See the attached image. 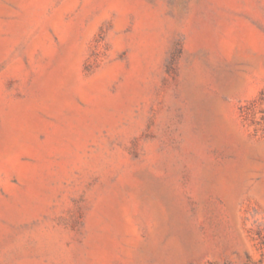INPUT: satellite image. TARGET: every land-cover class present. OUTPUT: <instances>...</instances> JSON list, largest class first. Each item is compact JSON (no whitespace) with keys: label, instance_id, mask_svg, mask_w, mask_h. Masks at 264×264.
<instances>
[{"label":"rangeland","instance_id":"374dc122","mask_svg":"<svg viewBox=\"0 0 264 264\" xmlns=\"http://www.w3.org/2000/svg\"><path fill=\"white\" fill-rule=\"evenodd\" d=\"M0 264H264V0H0Z\"/></svg>","mask_w":264,"mask_h":264}]
</instances>
